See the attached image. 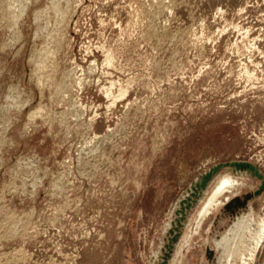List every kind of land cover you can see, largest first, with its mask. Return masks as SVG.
I'll return each mask as SVG.
<instances>
[{
	"label": "rangeland",
	"instance_id": "1",
	"mask_svg": "<svg viewBox=\"0 0 264 264\" xmlns=\"http://www.w3.org/2000/svg\"><path fill=\"white\" fill-rule=\"evenodd\" d=\"M228 161L264 178V0H0V264H159ZM237 176L173 264H220L234 217L264 216Z\"/></svg>",
	"mask_w": 264,
	"mask_h": 264
},
{
	"label": "bare ground",
	"instance_id": "2",
	"mask_svg": "<svg viewBox=\"0 0 264 264\" xmlns=\"http://www.w3.org/2000/svg\"><path fill=\"white\" fill-rule=\"evenodd\" d=\"M242 173L248 175L253 174L249 170H232L225 174H216L208 185L199 191L201 196H199L198 202L201 201V203L196 211L197 214L193 224V232L190 235H181L182 232L180 233L177 241L173 244V250L167 264H173L178 257L177 251H179V248L189 245L193 234L198 231L202 221L221 203L220 197L226 192H234L238 185L241 184L237 175ZM194 183L184 196L193 191L192 187H194ZM184 196H182V198ZM203 196L204 199H202ZM227 200L226 198V201ZM176 208L179 209V203ZM234 218L232 226L223 233L220 239L215 241V249L220 252V255L214 257L213 261L220 264H224V262L229 264L232 250L236 248L240 250V260H242L241 262L243 264H253L257 252H259L258 249L264 242V216L256 219L251 214L242 213ZM173 224L170 222L168 226H173ZM232 242L233 246L231 245Z\"/></svg>",
	"mask_w": 264,
	"mask_h": 264
},
{
	"label": "water",
	"instance_id": "3",
	"mask_svg": "<svg viewBox=\"0 0 264 264\" xmlns=\"http://www.w3.org/2000/svg\"><path fill=\"white\" fill-rule=\"evenodd\" d=\"M223 167H229L232 170H249L253 174L252 176H255L260 180V184L257 187V189L253 192V195H258L261 193V191L264 189V178L263 174L260 172V170L252 163L247 161H228L224 163H218L214 166L210 167L207 171H205L203 174H201L194 183V187H192V190L188 195H185L182 199L179 201V209L175 212L176 216H178L175 219V222L171 229H169V236H168V242L165 244V250L163 251V255L161 257V261L159 264H167V260L171 255L173 244L177 241L179 235H180V228L182 227V221L185 220L186 212H188L192 206L196 203L201 193L199 191L201 189H204L208 183L212 180V178L219 172V170ZM188 191V190H187ZM248 195L247 197H249ZM245 201H237V206H244ZM233 212V210H232Z\"/></svg>",
	"mask_w": 264,
	"mask_h": 264
}]
</instances>
